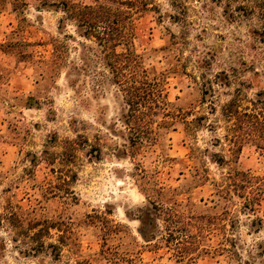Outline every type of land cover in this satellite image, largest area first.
<instances>
[{
    "label": "rangeland",
    "instance_id": "1",
    "mask_svg": "<svg viewBox=\"0 0 264 264\" xmlns=\"http://www.w3.org/2000/svg\"><path fill=\"white\" fill-rule=\"evenodd\" d=\"M51 1L0 0V264H264V0L102 1L117 75Z\"/></svg>",
    "mask_w": 264,
    "mask_h": 264
},
{
    "label": "trees",
    "instance_id": "2",
    "mask_svg": "<svg viewBox=\"0 0 264 264\" xmlns=\"http://www.w3.org/2000/svg\"><path fill=\"white\" fill-rule=\"evenodd\" d=\"M102 1L105 3L114 2L113 0H95L93 5H82L77 0H52L49 2V5L59 9L65 15L64 20L74 21L80 36L87 39L92 38L96 41L97 45L101 48V53L105 55V65L111 68L112 72L117 75L123 71L122 66H119L118 63L120 56L114 52L115 48L124 39L121 26L122 20L118 19L117 13H113L103 3L101 4ZM45 4L47 2L44 1L43 5ZM134 57L136 58V55ZM125 92L127 93L126 103L129 107V118L126 125L132 136L130 141L132 145L136 143L142 145L141 141L144 139V136H140V129L138 128L140 126L137 124H139L138 122L141 123L140 118L144 114L143 111L152 109L149 106L153 104L152 100L156 98V94L162 96V92L161 90L157 92L154 87L143 91L142 88L136 86L131 91ZM245 117L258 120V116L256 117L251 114H245ZM142 126L144 127L145 125ZM262 126L264 127V123H262ZM259 138L261 141H264V131Z\"/></svg>",
    "mask_w": 264,
    "mask_h": 264
}]
</instances>
